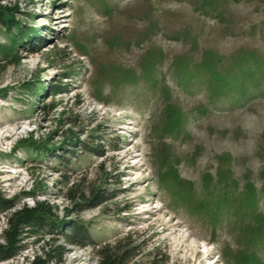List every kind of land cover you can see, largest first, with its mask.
I'll use <instances>...</instances> for the list:
<instances>
[{
  "label": "rangeland",
  "instance_id": "obj_1",
  "mask_svg": "<svg viewBox=\"0 0 264 264\" xmlns=\"http://www.w3.org/2000/svg\"><path fill=\"white\" fill-rule=\"evenodd\" d=\"M0 5V243L38 201L93 242L34 229L0 264H264V0Z\"/></svg>",
  "mask_w": 264,
  "mask_h": 264
},
{
  "label": "trees",
  "instance_id": "obj_2",
  "mask_svg": "<svg viewBox=\"0 0 264 264\" xmlns=\"http://www.w3.org/2000/svg\"><path fill=\"white\" fill-rule=\"evenodd\" d=\"M16 9V8H15ZM14 8H6L0 5V23L10 30L17 26L19 27V20L15 16ZM13 43H16L14 39ZM112 194L105 193L101 190L93 193L92 197L86 200L85 204L89 207L100 205L109 200ZM0 203L8 206H12V201L8 199H1ZM81 209H84L83 206ZM45 206L41 202H37L35 206L29 207L24 205L14 212L12 217L9 218V227L4 231L3 237L6 239V244L0 243V261L6 260L17 255L23 247L24 236L29 233L30 230L43 229L46 227H65L61 230V235L67 239L69 243L84 246L88 243H92L90 239L89 229L84 224L79 222H72L67 225L56 226V221L50 219L53 214L47 212L45 215ZM51 216V217H49ZM121 242V241H120ZM56 250L49 249L46 252V258L42 259L40 256L35 257L30 264H49V259L53 258L52 252ZM62 252L59 251L56 258L62 259ZM100 262L99 264H127L133 254L121 244L114 246H104L100 248Z\"/></svg>",
  "mask_w": 264,
  "mask_h": 264
},
{
  "label": "bare ground",
  "instance_id": "obj_3",
  "mask_svg": "<svg viewBox=\"0 0 264 264\" xmlns=\"http://www.w3.org/2000/svg\"><path fill=\"white\" fill-rule=\"evenodd\" d=\"M125 156H123L122 158H124Z\"/></svg>",
  "mask_w": 264,
  "mask_h": 264
}]
</instances>
